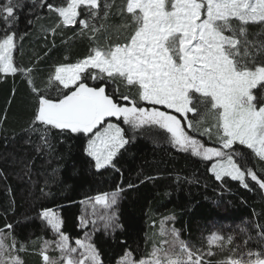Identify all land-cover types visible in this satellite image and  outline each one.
<instances>
[{
  "label": "snow or ice",
  "instance_id": "snow-or-ice-1",
  "mask_svg": "<svg viewBox=\"0 0 264 264\" xmlns=\"http://www.w3.org/2000/svg\"><path fill=\"white\" fill-rule=\"evenodd\" d=\"M31 3L57 15L58 23L50 30L53 34L57 28L78 25V34H87L92 42L83 58L55 66L48 77L49 86L56 85L54 92L42 90L31 78L33 69L21 68L14 59L18 39H22L14 30L19 0L0 4V74L27 77L36 97L27 131L40 132L43 144L47 145L52 129L80 136L85 141L83 152L96 171H119L115 160L137 135L163 139L180 152L214 160L210 170L217 181L228 177L252 191L250 180L264 191V170L258 174L246 155L250 150L264 162V42L250 41L247 27L264 26V0H124L119 14L130 21L121 26L125 34L103 45L97 33L104 30L101 21L109 16L112 4L108 0ZM206 120L210 126L201 132L200 125ZM122 125L128 126V134ZM186 129L208 136L214 130L215 145L206 146ZM122 191L118 187L84 202L90 203L93 211L91 218L80 217V226L91 224L93 232L76 238L75 246L62 231L58 210L42 209L41 219L57 237L43 241L39 253L43 264H58L57 258L48 255L50 249L60 253L58 259L64 264H103L92 241L98 230L95 209L97 205L113 209ZM99 219L105 230L122 227L114 211H106ZM169 219L174 217L161 221L160 235L171 240H162L160 246L154 244L149 256L139 261L127 251L119 264H211L204 259L215 254L211 246L223 248L233 242L231 235L225 239L213 233L206 253L193 250L179 238L177 229L165 228ZM12 227L6 224L0 228V264H23L17 253L26 248L21 244L17 249ZM255 227L261 250L246 251L239 258L230 256L218 264H264V226ZM9 237L10 243H6ZM252 238L248 236L244 245ZM239 248L236 245L233 253Z\"/></svg>",
  "mask_w": 264,
  "mask_h": 264
},
{
  "label": "trees",
  "instance_id": "trees-1",
  "mask_svg": "<svg viewBox=\"0 0 264 264\" xmlns=\"http://www.w3.org/2000/svg\"><path fill=\"white\" fill-rule=\"evenodd\" d=\"M108 2L112 4L109 16L101 21L104 30L97 33L101 45L121 39L125 34L121 26L130 23L119 14L124 0ZM4 3L6 0H0V4ZM19 3L14 30L22 39H18L15 62L21 68L33 69L31 78L36 87L54 92L56 85L49 86L48 77L55 66L83 58L92 42L87 34H78V25L57 28L53 34L50 30L58 23L55 13L34 6L31 0ZM247 27L250 41L264 42V26ZM35 108L36 97L27 77L20 73L0 74V228L13 225L11 237L16 239L17 249L21 244L26 248L17 253L23 264H43L39 254L43 241L52 240L49 227L40 217L42 209L58 210L63 219L62 231L73 243L85 233L80 226L84 202L118 187L124 191L114 212L122 227L112 231L99 229L92 235L103 264H118L127 251L132 252L136 261L147 258L152 246L159 243L158 229L166 217H174L169 224L193 250L206 253L210 247L208 238L214 231L225 239L233 236L231 245L211 247L215 254L204 257L211 264L230 256L239 258L249 250H261L255 225L264 226V191L254 182L249 180L253 189L249 191L228 177L217 181L210 161L180 152L163 139L157 141L143 135H137L126 150H121L115 160L119 171H96L83 152L82 137L52 129L45 145L40 132L27 131ZM207 126L208 120L200 125V131ZM122 127L128 134V126ZM191 135L208 146L216 143L214 130L211 136L200 132ZM246 155L248 164L260 174L264 162L250 150H246ZM129 184L134 187L128 188ZM241 228L246 232H241ZM248 236L253 238L244 245ZM236 245L240 248L233 253Z\"/></svg>",
  "mask_w": 264,
  "mask_h": 264
},
{
  "label": "rangeland",
  "instance_id": "rangeland-1",
  "mask_svg": "<svg viewBox=\"0 0 264 264\" xmlns=\"http://www.w3.org/2000/svg\"><path fill=\"white\" fill-rule=\"evenodd\" d=\"M15 55H16V52L14 53V58H15ZM190 116H191V114H190ZM190 118V117H189ZM186 131H189V133L191 134V130H188V129H186ZM206 146H208V145H206ZM210 146V145H209ZM211 162V165L215 162L214 160L213 161H210ZM212 173V172H211ZM226 178V177H225ZM119 201V200H118ZM116 206V205H115ZM115 206L113 207V209H111V210H105L102 206H100V205H97L96 206V209H95V211H96V228L99 230V229H102V230H104V231H112L113 229H107V230H105L104 229V227H103V222L99 219V217L101 216V215H104L105 214V212L106 211H108V212H112V211H114V209H115ZM93 211V209H92V207H91V204L90 203H85L84 204V206H83V216H85L86 218H91V216H90V214H91V212ZM160 226H161V222H160ZM160 226H159V229H158V236H159V243H156L155 245L156 246H160V244H161V241L162 240H164V239H169V240H171V237L170 236H161L160 235ZM49 227V226H48ZM165 228L166 229H171V228H173L170 224H169V220H167L166 221V223H165ZM49 229H50V231H51V233H52V240H55L57 237L53 234V232H52V230H51V228L49 227ZM81 229L84 231V232H89V233H92L93 232V226L91 225V224H89L88 225V227L87 228H83V227H81ZM214 233H216V234H219V235H221L218 231H214ZM223 235H224V233H223ZM84 236V235H83ZM222 236V235H221ZM180 238V237H179ZM6 243H7V240H6ZM188 244V243H187ZM209 244V243H208ZM72 246H75V244H74V242L72 243ZM188 246H189V244H188ZM167 247V246H166ZM190 247V246H189ZM211 247H218L217 245H212ZM152 248H153V246H152ZM152 248H151V251H152ZM190 248H192V247H190ZM151 253V252H150ZM48 255L50 256V257H52V258H57V260H58V264H64V262L63 261H60L58 258H59V256H60V253L58 252V251H54V250H49V252H48ZM118 264H119V262H118Z\"/></svg>",
  "mask_w": 264,
  "mask_h": 264
}]
</instances>
